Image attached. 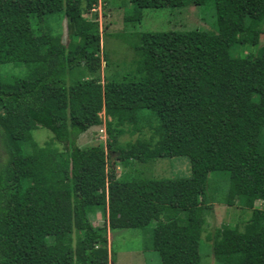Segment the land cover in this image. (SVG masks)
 <instances>
[{"label": "trees", "instance_id": "obj_1", "mask_svg": "<svg viewBox=\"0 0 264 264\" xmlns=\"http://www.w3.org/2000/svg\"><path fill=\"white\" fill-rule=\"evenodd\" d=\"M210 1L215 29L141 32L135 69L102 82L99 21L85 16L98 0H0V264H109L108 226L162 215L151 244L162 264H202L213 171L229 176L225 203L252 210L245 233L224 224L209 235L215 258L264 264V0H130L125 21ZM54 12L68 19L67 42L47 23ZM251 46L261 47L242 54ZM23 63L27 77L2 71ZM146 108L159 119L150 138L121 141L144 129ZM102 123L106 144H77ZM40 126L55 136L44 145ZM175 156L189 157L190 176L118 177L120 161ZM99 211L108 223L95 226Z\"/></svg>", "mask_w": 264, "mask_h": 264}, {"label": "rangeland", "instance_id": "obj_2", "mask_svg": "<svg viewBox=\"0 0 264 264\" xmlns=\"http://www.w3.org/2000/svg\"><path fill=\"white\" fill-rule=\"evenodd\" d=\"M205 7L188 6L176 8H144L143 18L140 22L125 21L133 7L130 0H98L97 5L85 16L89 19L99 21L101 32V50L99 52L102 60L101 76L102 82L112 77H122L125 73L135 69L136 55L133 44L137 36L145 31H169V30H190L195 28H216V14L213 2ZM48 25L56 33L63 35L64 42H67L69 30L68 19L63 12H54L48 15ZM261 46L241 47L242 54L259 52ZM2 71L9 75L27 77L31 74V67L26 64H6ZM141 114L145 116L141 123L144 129L134 134L126 133L121 141H136L141 138H150L153 134V127L159 121L157 114L151 109H143ZM104 119V112L101 113ZM34 140L44 145L52 139L54 133L43 126L33 132ZM107 132L105 124L90 127L77 139V144L83 148L97 144H106ZM61 149L63 142H57ZM6 157L0 143V158ZM190 159L188 156H175L170 158H159L146 163H139L134 159L120 161L117 163L118 177L122 181H129L136 174L144 173L147 178H179L191 175ZM137 173V174H138ZM230 180L227 173L213 171L208 180L206 199L214 201L211 213L208 215V223L203 234L200 253L202 264H221L214 256L213 239L209 238L211 233L224 224L239 225L240 232L247 231L245 224L252 216V210L237 205L225 203L226 195L229 192ZM257 207H264V197H257ZM186 212H182V217ZM165 216L153 220L145 228H117L110 229L108 226V248L116 253L115 261L109 264H162L158 251L151 247L153 229L159 221H165ZM95 226H102L108 223L100 211L92 219ZM76 234L74 238L76 240Z\"/></svg>", "mask_w": 264, "mask_h": 264}, {"label": "crops", "instance_id": "obj_3", "mask_svg": "<svg viewBox=\"0 0 264 264\" xmlns=\"http://www.w3.org/2000/svg\"><path fill=\"white\" fill-rule=\"evenodd\" d=\"M116 258V257H115Z\"/></svg>", "mask_w": 264, "mask_h": 264}]
</instances>
